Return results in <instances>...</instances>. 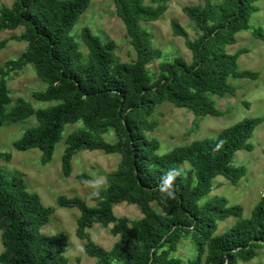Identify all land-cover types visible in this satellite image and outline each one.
Returning <instances> with one entry per match:
<instances>
[{
  "label": "trees",
  "instance_id": "1",
  "mask_svg": "<svg viewBox=\"0 0 264 264\" xmlns=\"http://www.w3.org/2000/svg\"><path fill=\"white\" fill-rule=\"evenodd\" d=\"M116 12L127 29L137 52L132 63H116L114 41H103L85 27L82 38L89 49L85 60L72 30L88 10L92 0H14L11 8L0 5V31L24 28L21 39L28 45L23 54L0 67V127L36 115L39 125L29 128L15 143L19 151L38 149L42 162L49 163L66 127L83 122L85 129L67 138L62 158L63 170L72 172L74 156L82 150H102L122 157L112 183L97 192L98 206L91 207L79 197L60 196L58 204L81 212L77 235L85 239V253L97 264H239L251 261L264 248V197L250 218L240 220L221 235H215L220 221L240 217L243 207L229 205L225 198L202 200L210 194L214 180L223 176L237 184L245 167L232 164L237 152L252 151L250 140L262 118L247 117L223 130L216 138L197 140L160 155V143L147 132L156 127L149 118L159 105L171 102L190 109L197 117L221 116L207 94L234 95L229 78L256 79L258 73L239 69L240 52L231 54L228 45L236 35L250 29L257 0H223L187 6L186 15L202 31L190 39L179 21L171 22L175 36L184 37L192 61L176 57L159 64L154 79L148 65L160 59L153 44L154 34L143 22L158 21L169 0H114ZM263 38L262 29L253 31ZM7 40L0 43V48ZM33 65L47 84L35 93L42 102H56L35 110L20 100L11 111L9 75ZM113 129L114 143L102 138ZM189 165L188 168L185 165ZM137 205L144 217L133 226L118 220L114 206ZM153 203L162 210L158 212ZM54 209L46 207L38 195L27 190L24 181L0 168V230L4 251L1 264H68L69 246L64 234L45 235ZM116 223L113 233L120 240L111 251L98 245L88 229ZM184 237L197 244L195 260L185 263L169 258ZM205 257V258H204Z\"/></svg>",
  "mask_w": 264,
  "mask_h": 264
},
{
  "label": "rangeland",
  "instance_id": "2",
  "mask_svg": "<svg viewBox=\"0 0 264 264\" xmlns=\"http://www.w3.org/2000/svg\"><path fill=\"white\" fill-rule=\"evenodd\" d=\"M151 3L150 0H146ZM221 3L223 0H211ZM14 0H0V5L11 8ZM206 0H169L168 9L164 15L155 22H143V25L154 34L153 44L161 50L160 59L154 60L148 68L154 79L160 75L159 64L163 61H173L176 57H183L192 61V52L187 48L184 37L174 35L171 22L177 20L186 29L190 39H196L202 31L186 15L187 6L205 5ZM255 12L250 21V29L240 31L236 35V43L227 46L231 54L240 52L238 64L240 71L250 70L258 73L256 79L229 78L230 84L235 88L234 95L220 97L207 94L221 116L197 117L190 109L178 107L171 102L159 105L149 118L156 127L147 134L160 143L158 153H168L179 146L189 145L194 141L205 138H216L223 130L231 127L247 117L263 119L250 142L252 151H239L232 164L236 167H245L246 173L237 184H233L223 176L217 177L206 202L210 198H225L229 205L243 207L240 217L231 216L220 221L215 235H221L240 220L250 218L258 204L264 197V37L254 35L253 31L262 29L264 36V0H257ZM85 27L92 29L93 33L103 41H114L116 63H132L137 59V52L131 43L124 22L116 12L114 0H92L88 10L81 16L72 30V34L84 54L88 58L89 49L82 38ZM24 28L0 31V43L7 40V44L0 48V67L6 70L5 63L18 59L26 50L28 43L21 39ZM9 94L12 103L7 107L11 111L20 100L30 103L37 111L55 105L56 102H42L35 98V93L44 91L47 84L38 76L33 65H28L21 71L13 72L7 78ZM39 121L36 115L28 119L13 123L6 122L0 127V168L9 176H15L24 181L30 193L38 195L46 207L54 212L50 223L42 232L45 235L64 234L68 238L69 246L65 252L68 264H97L98 260L85 253L87 241L77 235L78 220L81 212L77 208H66L58 204L60 196L68 198L79 197L89 206L96 207L99 201L95 199L97 192L105 191L112 183L111 175L121 164L122 157L117 153H108L102 150H82L72 161V172H64L62 158L67 148V138L74 132L85 129L83 122L70 124L66 127L61 141L58 143L52 160L44 164L42 152L38 149L19 151L15 143L29 128L37 127ZM102 138L108 142L117 141L116 133L111 129ZM186 168L189 165H185ZM158 212L161 208L153 203ZM114 215L126 219L131 227L141 220L144 215L135 204L127 202L114 206ZM116 223L105 227L95 224L88 229L91 238L98 245L111 251L120 240V235L113 233ZM4 251L2 230H0V256ZM198 255L197 244L192 237H184L177 244V248L169 253V258H179L185 263L195 260ZM205 258V257H204ZM1 264V263H0ZM115 264H123L115 261ZM239 264H264V248L251 261L240 260Z\"/></svg>",
  "mask_w": 264,
  "mask_h": 264
}]
</instances>
